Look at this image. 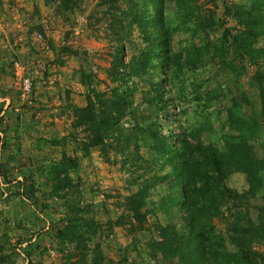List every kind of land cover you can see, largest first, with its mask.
<instances>
[{"label":"rangeland","instance_id":"obj_1","mask_svg":"<svg viewBox=\"0 0 264 264\" xmlns=\"http://www.w3.org/2000/svg\"><path fill=\"white\" fill-rule=\"evenodd\" d=\"M80 1L58 14L43 0H0V264H173L155 252L152 258L148 250L151 241H159L157 224L180 229L179 204L171 206L174 192L166 185L172 178L170 167L158 158L149 130L169 146L176 147L180 139L192 144L194 134L201 145L222 150L221 136L230 134L227 114L234 104L232 113L251 130L255 157L264 161V118L252 80L256 70L264 69V60L255 65L232 61L228 53L234 75L196 50L205 43L217 45L223 29L233 33L235 22L224 8L245 0H189L191 7L215 19L211 27L194 33L173 30L175 6L166 2L170 52L188 50L194 57L193 66L177 77L169 69L172 63L165 65L149 54L145 72L128 76L149 51L135 24L136 11L129 15L125 0L113 11L97 7L102 0ZM257 45L264 46V38ZM115 76L123 78L130 98L118 124V142L109 136L102 146L83 151L89 135L77 126L75 110L88 100L99 109L97 100L108 99L120 86ZM24 77L31 87L21 95ZM154 83L160 85L162 99L149 104ZM158 103L166 106L165 113L153 114ZM135 123L143 131H133ZM66 159L76 164L68 167L69 186L52 196L49 181ZM162 176L166 180L143 199L139 211L144 217L136 223L125 210L126 198L138 187L134 181L151 186ZM259 176L262 187L247 201L252 220L256 209L264 207V169ZM28 180L34 183L29 200L16 185ZM225 184L239 194L249 188L241 173L230 174ZM70 222L82 244L56 239V230ZM226 224L224 215L214 220L217 231L223 232ZM252 246L264 256V244Z\"/></svg>","mask_w":264,"mask_h":264},{"label":"trees","instance_id":"obj_2","mask_svg":"<svg viewBox=\"0 0 264 264\" xmlns=\"http://www.w3.org/2000/svg\"><path fill=\"white\" fill-rule=\"evenodd\" d=\"M43 1L45 5L51 4L55 11L61 14L70 11L75 5L74 1L77 0ZM119 1L124 0H107V2L102 0L97 7L104 8L105 11H113ZM168 1H172L175 6L176 15L172 18L175 25L173 30L202 32L214 24L215 19L212 15L201 14L195 6L189 5V0H125L129 15L136 11L133 17L137 30L145 39L143 41L149 45V51L143 52L144 58H139L140 65L134 67L128 76L145 72L150 65L148 54L152 55L153 59L163 61L165 65L172 63L169 69L172 74H176L175 77L193 66L191 60L194 57L188 50L182 55L173 54L169 50L168 39L172 30L164 14V5ZM136 6H139V12ZM149 7L153 9V12L149 11ZM224 10L225 15H229L235 22L236 28L233 33L223 29V35L217 45L210 47L205 43L195 48L200 54L210 55V59H216L220 69L224 68L237 75L234 73L235 68L231 62L227 61L228 53L232 54V61L246 60L255 65L259 60H264V46L257 45L259 40L264 38V0L240 1L229 7L226 6ZM175 20L178 23H175ZM126 28L129 29L128 26ZM230 48L231 52H229ZM120 52L121 50L116 51V57H119ZM200 54L196 58L200 57ZM119 66H121L120 61ZM252 80L258 92L260 116L264 118V69L256 70ZM114 81H119L120 86L110 91L108 99L97 100L99 109L95 110L94 105L88 100L83 108L75 110L77 126L83 127L89 135L86 147L82 148L83 151L86 148L102 146L104 139L109 136L118 142L121 129L118 124L125 114V109L130 105V98L128 91L125 90L123 78L115 76ZM153 85H155L153 97L146 100L149 104L154 98L157 102L162 99L160 85L156 83ZM160 106L161 103L154 106L153 114L160 111L165 113L166 106L162 105L161 108ZM151 107L152 105H149L148 109ZM231 108L234 109L235 105L232 104ZM232 109L228 110L227 114V128L230 134L221 136L222 150L201 145L194 134L189 137L193 140L192 144L185 139H180L176 147L169 146L157 137L155 130H149L153 147L158 152L157 155L159 154L158 158L170 167L172 178L166 185L172 193L174 192V195L170 197L171 206L178 207L179 204L180 208L178 216L180 229L172 224L155 226L159 241H151L148 245L152 258L155 252L164 259H170L173 264H264V256L252 248L253 244H264V207L256 209L255 220L247 214L249 208L247 201L253 198L262 187L259 174L264 169V161L257 159L251 149L252 134L248 123L235 116ZM151 117L146 118L148 124L153 123ZM132 118L135 119L134 115ZM153 119L157 120L155 115ZM133 126V131H143L137 123ZM244 132L246 134H243ZM135 161L136 158L130 165ZM70 165L73 168L76 167L71 159H66L59 164L57 171L55 170L53 178L49 181L52 196L69 186L67 171L71 168ZM232 173L244 175L249 187L246 193L239 194L226 186V179ZM165 180L163 176L159 179L155 178L156 183L153 182L155 184L151 186H148L145 181L140 184H137V180L134 181V185L138 187L136 192L126 198L125 210L132 215L136 223H140L144 217V214L139 211L143 206V199L148 197L152 187ZM16 185L20 186L18 193L25 195L27 200L33 197V182L28 180L27 184L18 182ZM223 215L227 218V224L221 232L216 230L214 220ZM69 225L71 222L65 228L63 227L64 229L56 230V239L60 241L68 239V242L76 239L78 244H82L83 240H80L76 226ZM227 246L231 249H227ZM3 258L0 256V263Z\"/></svg>","mask_w":264,"mask_h":264},{"label":"built area","instance_id":"obj_3","mask_svg":"<svg viewBox=\"0 0 264 264\" xmlns=\"http://www.w3.org/2000/svg\"><path fill=\"white\" fill-rule=\"evenodd\" d=\"M37 39H40V36L37 35ZM31 82L27 77L21 78L20 80V90L21 95H25L30 91ZM53 255V252L51 253Z\"/></svg>","mask_w":264,"mask_h":264},{"label":"crops","instance_id":"obj_4","mask_svg":"<svg viewBox=\"0 0 264 264\" xmlns=\"http://www.w3.org/2000/svg\"><path fill=\"white\" fill-rule=\"evenodd\" d=\"M77 1H78V3L81 2L80 0H77Z\"/></svg>","mask_w":264,"mask_h":264}]
</instances>
